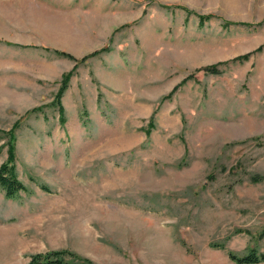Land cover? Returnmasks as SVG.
<instances>
[{
	"label": "rangeland",
	"instance_id": "obj_1",
	"mask_svg": "<svg viewBox=\"0 0 264 264\" xmlns=\"http://www.w3.org/2000/svg\"><path fill=\"white\" fill-rule=\"evenodd\" d=\"M8 163L0 264L264 255V0H0Z\"/></svg>",
	"mask_w": 264,
	"mask_h": 264
},
{
	"label": "trees",
	"instance_id": "obj_2",
	"mask_svg": "<svg viewBox=\"0 0 264 264\" xmlns=\"http://www.w3.org/2000/svg\"><path fill=\"white\" fill-rule=\"evenodd\" d=\"M185 10H187V9H185ZM201 18L206 19L207 17L202 16ZM228 24H230V23H228ZM59 53H61L64 56H68L70 58H75L74 56H72L66 52H59ZM97 54L98 53L96 52V53H93L91 55H87L86 57H84L82 59V61L87 60L89 58V56H95ZM224 64H226V63H224ZM224 64L220 63V64H214V65L206 66V67L198 69L197 72L219 74L221 72L219 67L224 65ZM69 78H70L69 76L64 77V83L62 85L60 94L56 98L57 102L59 104H60V95L67 88V83L69 82ZM186 83H187V79H185V81L183 83H181V85H184ZM175 90H177V88ZM14 160H15L14 146H11L9 162L12 163ZM10 163L4 165L0 169V186L5 190L7 197L15 198L20 191L25 190V186L20 181H18L17 175L14 172V167L11 168ZM43 188L46 190V192L49 191V189L47 187L44 186ZM67 254H69L68 251H57V252L50 253V254L46 255L45 256L46 259H44L40 256H37L34 258L33 264H71L65 260V256ZM230 256L233 260H235L236 262H238L240 264H257V263L264 261V255H259L255 251H252L250 254H248L246 256H242V257H238V256L233 255V254H230Z\"/></svg>",
	"mask_w": 264,
	"mask_h": 264
}]
</instances>
